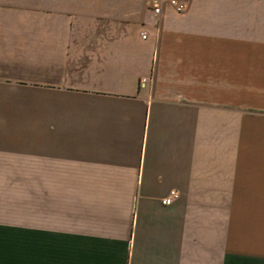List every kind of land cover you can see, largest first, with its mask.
<instances>
[{"label": "crops", "instance_id": "obj_1", "mask_svg": "<svg viewBox=\"0 0 264 264\" xmlns=\"http://www.w3.org/2000/svg\"><path fill=\"white\" fill-rule=\"evenodd\" d=\"M177 1L0 0V264H264V0Z\"/></svg>", "mask_w": 264, "mask_h": 264}, {"label": "built area", "instance_id": "obj_2", "mask_svg": "<svg viewBox=\"0 0 264 264\" xmlns=\"http://www.w3.org/2000/svg\"><path fill=\"white\" fill-rule=\"evenodd\" d=\"M151 1L154 2V13L156 15H160L162 12L160 4H159L160 0H151ZM161 1H166L170 3L179 13L184 12L186 9V5L178 2L177 0H161ZM175 196H176V193L172 192L170 197L163 201V204L164 205L170 204L172 202L173 197Z\"/></svg>", "mask_w": 264, "mask_h": 264}, {"label": "snow or ice", "instance_id": "obj_3", "mask_svg": "<svg viewBox=\"0 0 264 264\" xmlns=\"http://www.w3.org/2000/svg\"><path fill=\"white\" fill-rule=\"evenodd\" d=\"M3 245H4V239H3L2 234H0V249L3 248Z\"/></svg>", "mask_w": 264, "mask_h": 264}]
</instances>
